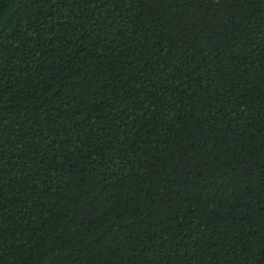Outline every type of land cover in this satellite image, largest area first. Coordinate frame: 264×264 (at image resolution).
<instances>
[{"label":"trees","instance_id":"1","mask_svg":"<svg viewBox=\"0 0 264 264\" xmlns=\"http://www.w3.org/2000/svg\"><path fill=\"white\" fill-rule=\"evenodd\" d=\"M0 264H264V0H0Z\"/></svg>","mask_w":264,"mask_h":264}]
</instances>
